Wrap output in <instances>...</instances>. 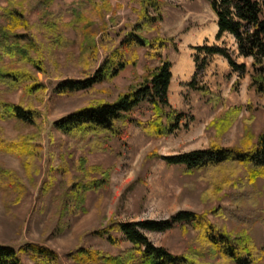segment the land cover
Here are the masks:
<instances>
[{
    "label": "trees",
    "instance_id": "1",
    "mask_svg": "<svg viewBox=\"0 0 264 264\" xmlns=\"http://www.w3.org/2000/svg\"><path fill=\"white\" fill-rule=\"evenodd\" d=\"M86 1L91 5L89 14L76 11L73 19L67 22L62 15L49 9L52 0H37V26L48 43L28 31L30 23L23 11L22 0H8L7 5L0 7V118H15L33 127L28 132L12 136L0 126V154L18 158L29 180H33V175L41 171V135L44 128L40 111L31 99L27 103L24 100L14 102L4 94L22 89L23 97L31 98L43 91L45 83L40 80L38 72L46 73L45 57L42 55L44 47L48 45L52 51L56 47L72 44L73 40L64 33L72 24L80 36L89 37L97 17L104 20V7H109V0ZM138 1L142 8L137 20L124 27L118 44L108 48L101 63L89 71L94 64L88 59L90 54L96 60L99 52V42L93 35L90 54L80 56L87 75L62 79L55 87V92L62 95L112 80L126 66L137 63L139 47L146 48V58L158 61L154 66L146 65L143 80L137 85H130L116 99L84 105L54 120L56 129L69 136L93 141L92 145L97 149H107L112 137L125 139L130 124H136L147 136L159 138L172 134L181 124L187 123L186 112L177 109L169 98L173 63L163 56V50L174 38L159 33L147 37L143 33L158 26L162 17L160 1ZM207 1L217 19L216 38L230 33L235 39L238 56L252 59L251 69H248L246 62L237 59L230 47L203 43L195 46L196 70L186 85L213 101V105L221 103L223 98L206 84L200 83L199 79L209 64V57L219 54L238 72L232 87H237L240 78L249 74V86L257 94L264 95V0ZM150 9L155 10L156 14H152ZM141 108L150 111V115L146 118L136 116L135 112ZM242 110V105H230L209 122L215 128L216 138L209 139L206 148L177 154L149 153L150 156L163 158L167 164L183 165L188 172L202 171V177L215 191L233 188L229 194L231 204L217 205L210 211L232 220L235 226L233 230L229 231L213 222L209 212L180 209L162 219L111 221L94 232L105 236L114 245L128 240L131 246L118 253L77 246L66 252V258L83 264H259L264 261V244L257 242L254 233L255 220L262 219L264 222V207H249L250 204L256 205L258 179L264 177V128L255 135L246 123L239 144L225 146L220 142ZM245 119L251 121L252 116ZM60 168L49 166L40 195L45 196L54 185L53 170ZM80 168L87 179L74 182L70 187L67 202H63V214H74L85 209L86 192L106 188L110 184L109 169L97 164L87 165L84 158L80 160ZM92 172H98L100 176H92ZM0 189L6 193L15 192V200L19 201L25 196L28 186L17 170L0 164ZM243 209L246 211L243 212ZM176 223H180L185 230L195 232L192 239L195 244L185 252L174 253L165 246L156 245L146 233L147 230L164 231ZM114 231L120 235H114ZM22 253L29 254L35 264H62L57 251L37 242H26L19 247L0 244V264H25Z\"/></svg>",
    "mask_w": 264,
    "mask_h": 264
},
{
    "label": "rangeland",
    "instance_id": "2",
    "mask_svg": "<svg viewBox=\"0 0 264 264\" xmlns=\"http://www.w3.org/2000/svg\"><path fill=\"white\" fill-rule=\"evenodd\" d=\"M22 1L23 11L30 23L28 31L48 43L37 26V0ZM159 1L162 17L158 26L143 33L147 37L159 33L174 38L163 50V56L169 58L174 65L172 76L173 72L175 76L169 88V98L177 109L186 112L187 123L181 124L172 134L159 138L147 136L136 124H130L128 136L125 139L112 137L108 141L107 149H97L93 147V141L69 136L56 129L53 126L54 120L84 105L116 99L130 85H137L143 80L146 65L154 66L158 63L155 59L146 58V48L139 47L137 63L126 66L112 80L60 95L55 92L60 80L83 78L87 75L80 56L83 53L90 54L92 36L95 35L99 42V52L96 60L91 54L88 58L94 61L89 68L90 72L101 63L108 48L118 44L124 27L137 20L142 5L138 0H109V7H104V20L97 17L89 37L80 36L74 24L70 25L64 33L73 40L72 44L56 47L52 51L48 45L44 47L45 52L42 55L45 57L46 73L38 72L40 80L45 83L43 91L31 98L23 97L22 89L4 94L8 100L14 102L24 100L27 103L31 99L40 111L44 129L41 135V171L33 175V180L25 175L18 158L0 154V164L17 170L28 186L25 196L19 201L15 200V192L6 193L0 189V244L19 247L26 242H37L57 251L62 264H83L67 259L66 252L77 246H90L118 253L131 246L128 240L114 245L105 236L94 232L115 220L162 219L180 209H191L209 212L213 222L229 231L235 228L232 220L210 212L214 206L231 204L229 194L233 188L225 187L215 191L209 186L208 180L202 177V171L188 172L183 165L167 164L163 158L150 156L149 153L177 154L206 148L209 139L216 138L215 128L209 122L230 105H242L243 110L222 135L220 142L225 146L239 144L246 123L257 135L264 128V95L257 94L249 86V74L240 78L237 87H232L238 78L233 73L238 76V72L232 69L228 61V67L221 59L214 61L212 55L209 63L213 62L214 73L206 78L205 69L199 79L200 83L206 84L219 94L223 101L213 105V101L207 100L199 91L186 85L196 70L194 56L197 45H226L234 51L240 62H246L249 70L252 59L238 56L235 39L230 33H225L220 39L216 38L217 19L207 0ZM7 2L8 0H0V7L7 5ZM90 7L86 0H52L49 9L69 22L76 11L89 14ZM150 11L156 14L155 10ZM180 65L187 68L188 80L177 77L176 70ZM217 71L221 75L212 78ZM135 115L146 118L150 111L141 108ZM250 116L251 121L245 119ZM0 126L6 134L12 136L33 128L15 118H0ZM81 158L86 160L87 165L97 164L103 169H109L110 184L106 188L87 191L83 203L85 209L66 215L62 213V206L63 202H67L70 187L74 182L87 179L80 168ZM50 165L61 168L53 170L54 185L43 196L40 195V187ZM91 175L100 176L98 172H92ZM257 187L259 195L256 205L250 204V209L264 207V177L258 179ZM146 233L156 245L165 246L174 253L185 252L189 246L195 244L192 240L195 232L192 229L185 230L180 223L164 231L147 230ZM254 233L257 242L264 244L262 219L255 220ZM113 234L120 235L116 231ZM21 257L25 264H35L29 254L22 253ZM259 264H264V261Z\"/></svg>",
    "mask_w": 264,
    "mask_h": 264
},
{
    "label": "crops",
    "instance_id": "3",
    "mask_svg": "<svg viewBox=\"0 0 264 264\" xmlns=\"http://www.w3.org/2000/svg\"><path fill=\"white\" fill-rule=\"evenodd\" d=\"M217 29H218V26H217ZM213 60L216 61L218 59H221V62L227 66V59L223 58V56L219 55V54H214L212 56ZM174 66V65H173ZM214 64L213 62H210L208 67L206 68V78H209V76H211L212 73H214V68H213ZM228 67V66H227ZM187 71V68L184 67L183 65H180V67L176 70V75L177 77H181V79L183 80H188L187 76H186V72ZM216 74L212 75V78L215 77V76H220L221 73L219 71L215 72ZM175 74L173 72V76H172V79H171V84H172V80L174 78ZM233 76L234 77H238L236 73H233ZM171 84H170V88H171ZM212 87V86H210ZM170 92V91H169Z\"/></svg>",
    "mask_w": 264,
    "mask_h": 264
}]
</instances>
